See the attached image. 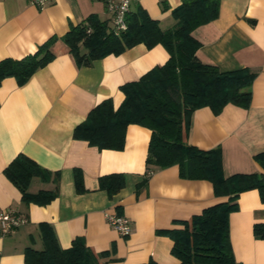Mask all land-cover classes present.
Here are the masks:
<instances>
[{
  "label": "crops",
  "instance_id": "0c3cea01",
  "mask_svg": "<svg viewBox=\"0 0 264 264\" xmlns=\"http://www.w3.org/2000/svg\"><path fill=\"white\" fill-rule=\"evenodd\" d=\"M181 1L143 0L139 5L167 30L176 24L171 11ZM89 16L110 21L97 0H51L42 9L27 0H0V60L20 59L58 38L51 47L54 58L26 83L7 77L0 84V212L10 208L27 218L10 234L0 232V264H26L27 248L42 250L41 224L51 227L62 249L77 238L95 253L114 248V260L104 264H178L170 252L172 241L157 232L181 229L191 217L227 201L215 197L207 181L181 179L176 165L148 176L150 131L143 126L128 125L121 150H100L73 138L74 128L91 109L106 99L117 108L124 84L169 57L161 45L137 44L89 66L77 65L62 37ZM192 36L201 44L196 53L201 62L222 72L247 68L255 77L249 108L227 105L217 116L208 107L196 109L188 143L201 150L220 147L225 177L262 172L253 156L264 152V0H221L217 19L196 28ZM20 154L45 175L32 178L28 193L54 192L48 203L23 202L4 173ZM75 170L82 175L84 192L76 190ZM113 173L123 175L124 187L109 196L99 179ZM237 204L229 217L234 259L264 264V240L253 234L254 224L264 223V203L253 189L242 192ZM108 214L127 217L131 234L121 237L108 223Z\"/></svg>",
  "mask_w": 264,
  "mask_h": 264
},
{
  "label": "trees",
  "instance_id": "16d2710c",
  "mask_svg": "<svg viewBox=\"0 0 264 264\" xmlns=\"http://www.w3.org/2000/svg\"><path fill=\"white\" fill-rule=\"evenodd\" d=\"M220 1L182 0L171 11L176 24L167 30H162L159 22L137 5L126 15L127 30L118 35L113 33L109 22L89 16L62 37L79 66H89L111 54L119 55L137 44L147 48L161 45L168 52L163 65L121 87L124 99L117 108L111 99H106L91 109L86 119L74 128L73 138L100 150H121L128 125L143 126L150 131L146 157L148 176L176 165L181 179L207 181L215 197H227L226 202L208 207L183 222L181 229L157 232L172 241L170 252L178 264H238L229 239L230 214L237 210L238 197L245 191L257 190L264 203V152L253 156L262 172L225 177L220 147L201 150L188 143L190 120L196 109L208 107L217 116L227 105L247 109L251 102L255 73L247 68L222 72L196 56L201 44L192 32L217 19ZM57 39L51 37L34 53L20 59L0 60V84L7 77H14L20 85L26 83L54 58L51 47ZM4 173L20 190L25 203L44 205L55 197L54 192L28 193L32 178L45 175L23 154L12 160ZM74 178L76 190L84 192L79 170L74 171ZM99 184L100 189L113 196L123 189L124 178L120 173H113L100 177ZM40 230L43 249L27 248L26 264H104L114 260L111 257L114 248L95 253L83 239L77 238L69 248L62 249L50 226L41 224ZM253 234L264 240V223H255ZM147 264L158 263L151 260Z\"/></svg>",
  "mask_w": 264,
  "mask_h": 264
},
{
  "label": "built area",
  "instance_id": "2783aa9c",
  "mask_svg": "<svg viewBox=\"0 0 264 264\" xmlns=\"http://www.w3.org/2000/svg\"><path fill=\"white\" fill-rule=\"evenodd\" d=\"M31 5L40 9L44 8L51 0H27ZM102 3L110 15V24L115 35L127 30L126 15L139 5L143 0H97ZM88 33L90 30L87 31ZM108 223L114 228L121 237H127L131 234L130 221L127 217L118 214H108L106 216ZM27 223V218L14 211L6 209L0 212V232L7 235L15 229Z\"/></svg>",
  "mask_w": 264,
  "mask_h": 264
}]
</instances>
